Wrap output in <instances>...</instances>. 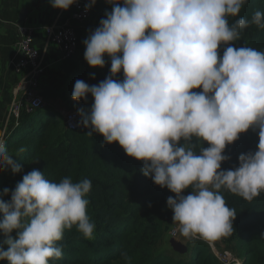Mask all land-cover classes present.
Wrapping results in <instances>:
<instances>
[{
	"label": "clouds",
	"instance_id": "obj_1",
	"mask_svg": "<svg viewBox=\"0 0 264 264\" xmlns=\"http://www.w3.org/2000/svg\"><path fill=\"white\" fill-rule=\"evenodd\" d=\"M76 2L50 0L62 11ZM109 3L112 11L84 41V58L103 69L107 56L111 75L98 85L75 82L74 101L94 100L90 111L79 112L81 125L87 136L99 134L143 162V175L175 194L167 206L181 236H230L236 214L223 193L248 202L264 194V51L234 46L250 26L264 29V13L241 16L248 0ZM121 72L123 80L116 79ZM250 129L258 130L257 150L241 154L239 167L222 170L226 148ZM9 169L21 171L0 141V171ZM91 189L89 179L53 182L36 169L24 175L10 201L0 199V261L54 264L63 256L65 231L73 228L95 239ZM121 255L131 264L127 253Z\"/></svg>",
	"mask_w": 264,
	"mask_h": 264
},
{
	"label": "trees",
	"instance_id": "obj_2",
	"mask_svg": "<svg viewBox=\"0 0 264 264\" xmlns=\"http://www.w3.org/2000/svg\"><path fill=\"white\" fill-rule=\"evenodd\" d=\"M107 1L93 5L86 22L100 18ZM256 11L264 13V0H248L240 15L250 19ZM77 34L79 47V31ZM234 46L264 51V29L250 26ZM78 47L75 54L64 62V80L49 87L42 86L41 94L44 99H53L65 85L70 103L79 113L81 110L90 111L94 100L89 95L86 101H74L75 82L83 80L90 86L98 85L111 75V61L106 60L105 67L98 71L80 69L77 65L80 60ZM115 78L123 80V73ZM88 131L87 128H65L62 119L60 121L52 109L43 107L30 113L22 109L16 123L4 137L9 154L21 168L16 174L10 169L0 172V199L5 202L10 201L11 191L23 176L34 169L53 182L71 177L73 182L89 179L92 183L88 215L96 225L95 239H85L75 228L66 230L60 242L62 259L54 264H126L122 253L131 257V264H223L201 241L191 242L184 255L175 254L174 257L169 253L155 252L163 233L162 201L170 196L175 198V194L145 177L143 162L128 157L118 144L104 143L99 134L87 136ZM203 147H208L207 143ZM256 150L249 133L241 134L226 148L224 155L229 159L222 163L221 169L239 167V156ZM5 188L9 189L7 196L4 195ZM188 192L190 190L183 194ZM223 195L236 214L233 233L225 238L234 243L241 264H264V194L251 202L227 192ZM15 235L12 233L13 238ZM3 240L4 236L0 234V245ZM4 247L6 249V245ZM0 264L8 262L0 261Z\"/></svg>",
	"mask_w": 264,
	"mask_h": 264
},
{
	"label": "built area",
	"instance_id": "obj_3",
	"mask_svg": "<svg viewBox=\"0 0 264 264\" xmlns=\"http://www.w3.org/2000/svg\"><path fill=\"white\" fill-rule=\"evenodd\" d=\"M89 5L91 2L88 0H77L63 15L43 28L46 44L56 48L62 63L77 50L79 37L76 29L89 19L93 8L92 5L86 10V6ZM16 35L11 62L13 74L20 78L18 83L20 100L14 101L10 110L15 123L22 109L30 113L45 107L39 78L47 70V65L43 63V58L35 47L33 29L18 26ZM60 114L65 128L69 130L85 128L80 123L82 117L78 112L63 108ZM4 137V135L0 137V141L4 142Z\"/></svg>",
	"mask_w": 264,
	"mask_h": 264
},
{
	"label": "crops",
	"instance_id": "obj_4",
	"mask_svg": "<svg viewBox=\"0 0 264 264\" xmlns=\"http://www.w3.org/2000/svg\"><path fill=\"white\" fill-rule=\"evenodd\" d=\"M65 12L54 9L50 0H0V137L5 136L15 124L10 110L13 102L18 99L20 78L13 74L11 58L17 27L26 26L33 29L35 47L41 54L43 63L47 65V70L39 81H42L43 87H49L64 75L65 64L60 61L56 48L46 44L43 28ZM22 14L23 20L19 18ZM79 29L81 27L76 29L77 32H80ZM58 70L63 74L58 73L61 72ZM59 94L60 92L56 96ZM57 103L60 107L64 104L59 99Z\"/></svg>",
	"mask_w": 264,
	"mask_h": 264
},
{
	"label": "rangeland",
	"instance_id": "obj_5",
	"mask_svg": "<svg viewBox=\"0 0 264 264\" xmlns=\"http://www.w3.org/2000/svg\"><path fill=\"white\" fill-rule=\"evenodd\" d=\"M105 0H97L95 2V5H99L102 2L104 3ZM112 11V5L109 3V1L105 2L104 8L101 11V17L100 18H95L92 19L88 22L83 23L80 27V44L78 47L77 51V57L78 62L77 65L80 69H86V70H94L98 71L100 68H91L85 58H84V53H85V44L84 41L88 38V36L95 31L96 28L100 26V21L105 18V13H110ZM222 54V50H221ZM110 60L107 56H105V61ZM61 71V70H58ZM58 73H62L58 72ZM61 80H64V75L57 79L55 83H59ZM66 81V80H65ZM41 87H42V81H40ZM19 93V91H18ZM18 99L20 100V93L18 94ZM17 99V100H18ZM57 99L62 101L64 104L60 107V105L57 103ZM64 99V100H62ZM16 100V101H17ZM64 106V107H63ZM45 107L54 109L55 116L61 121L62 117L60 114V110L65 108L68 110H74L72 107V104L70 103V98L67 93V86H63L62 89L60 90L59 96H56L53 99H45ZM61 108V109H59ZM89 110L84 111L87 113ZM249 133V137L251 138V141L253 143V147L257 149L258 143H259V135L258 132L251 131V129L247 132ZM6 172V171H0ZM190 194V192L184 194L185 196ZM167 199L165 198L162 201V209H161V220H162V225H163V233L161 236V239L157 246L154 248L155 252H160V253H169L175 257V254H180L184 255L186 251H188L190 247V243L193 241H201L204 242L211 253L221 262V263H229V264H241V258L239 257L236 248L234 246V243L227 238L223 237L221 239H218L216 241H205L202 239H197V240H189L184 238L179 234V232L176 229V226L173 222V212L171 209L167 206Z\"/></svg>",
	"mask_w": 264,
	"mask_h": 264
},
{
	"label": "water",
	"instance_id": "obj_6",
	"mask_svg": "<svg viewBox=\"0 0 264 264\" xmlns=\"http://www.w3.org/2000/svg\"><path fill=\"white\" fill-rule=\"evenodd\" d=\"M19 18H20L21 20H23V19H24V14L20 15Z\"/></svg>",
	"mask_w": 264,
	"mask_h": 264
}]
</instances>
